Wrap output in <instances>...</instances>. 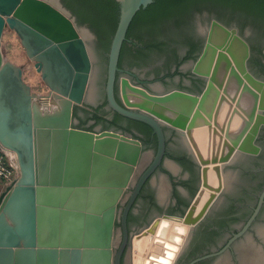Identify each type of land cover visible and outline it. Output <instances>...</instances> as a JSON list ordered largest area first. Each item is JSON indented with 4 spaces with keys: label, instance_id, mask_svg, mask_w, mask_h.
Instances as JSON below:
<instances>
[{
    "label": "water",
    "instance_id": "1",
    "mask_svg": "<svg viewBox=\"0 0 264 264\" xmlns=\"http://www.w3.org/2000/svg\"><path fill=\"white\" fill-rule=\"evenodd\" d=\"M117 1L120 17L108 52V101L117 112L149 123L159 142L137 190L165 154L164 127L179 131L193 145L201 165L202 185L185 213L158 215L134 236L136 262L141 251L143 255L149 251L150 242L143 250L137 245L143 232H153L161 220L170 218L189 224V236L174 264L223 189L194 214L202 187L208 185L207 165L217 164L221 174L234 155L248 150L244 135L256 119L250 133L255 139L263 118H256L255 110L264 109V80L249 71V44L238 28L213 19L205 46L192 66L194 74L206 79L200 93L178 88L153 92L122 75L118 101L115 84L123 41L137 11L154 0ZM6 29L19 36L49 88L47 95L33 91L24 78V66L5 55ZM93 35L61 0H0V145L15 153L19 164L18 179L0 199V264H115V259L119 264L114 249L118 205L149 153L139 138L102 129V123L99 130L77 126L80 120L74 117V109L83 105L93 76L88 43ZM92 45L99 53L97 45ZM138 67L151 73L145 65ZM237 96H253L254 105L246 112L249 120L244 128L240 125L232 131L233 117H242ZM224 105L229 106L230 115L221 123ZM206 127L217 135L216 150L209 158L197 150L195 140V130Z\"/></svg>",
    "mask_w": 264,
    "mask_h": 264
},
{
    "label": "flooded vegetation",
    "instance_id": "2",
    "mask_svg": "<svg viewBox=\"0 0 264 264\" xmlns=\"http://www.w3.org/2000/svg\"><path fill=\"white\" fill-rule=\"evenodd\" d=\"M208 14L204 12L198 15L191 29V40L199 45L195 58H189L179 64L173 63L170 67H167L161 59L151 60L145 65L151 70L148 75L141 73L138 67L140 65H132L131 55L126 53L117 72L115 84L117 100L120 101L119 86L122 75H128L153 92H159L156 87L160 86L166 91L178 88L200 93L206 85V79L194 74L192 66L205 46L212 21L215 19H209ZM228 26L238 28L239 34L248 42L250 48L247 59L248 69L255 77L264 80V28L258 30L248 25L241 30L234 24ZM88 43L93 53V76L83 105L76 106L77 117L79 120L86 118V111H94L96 107L106 102L104 109L107 111V116L112 118L116 110L109 104L106 85L102 87L100 84V80L107 76V63L103 61L97 50L96 54L93 51L92 44L97 45L95 33L88 38ZM183 55L184 53L181 54ZM99 93L101 96H97ZM237 100L243 118L241 128H244L245 120H249L245 112L253 110L254 98L237 96ZM255 111L256 118L257 115H262L263 118L260 117L254 141L250 133L256 119L244 135V138L248 136L245 140L248 150L234 155L224 167L223 174L226 181L223 189L204 219L194 227L176 264H190L198 257L209 254L212 255L193 264H248L246 259L251 252L260 253L264 257V196L261 202L264 193V109L258 106ZM92 123L94 122L89 120L81 124L80 120V125L77 126L94 130L96 126L90 128ZM121 123L126 125L127 121ZM110 129L134 136L133 132L115 126ZM163 132L165 154L138 190V182L153 162L159 142L156 147L155 138L158 141V137L155 133L149 140L142 134V138L137 137L143 142L144 151L149 155L141 161L136 178L125 190L118 205L114 249L115 258L119 255V264H133L132 244L136 232L148 226L156 216L163 213H185L202 185L201 165L193 145L173 128L164 127ZM171 153L174 156H171ZM183 154L190 159V167L178 158ZM6 191L7 188H0V199ZM253 215L255 217L252 219ZM236 234L240 235L234 238ZM232 238L234 239L231 241ZM225 247L226 249L222 251ZM249 248H252V251H249Z\"/></svg>",
    "mask_w": 264,
    "mask_h": 264
},
{
    "label": "trees",
    "instance_id": "3",
    "mask_svg": "<svg viewBox=\"0 0 264 264\" xmlns=\"http://www.w3.org/2000/svg\"><path fill=\"white\" fill-rule=\"evenodd\" d=\"M75 16L78 24L87 25L97 37V47L103 61L108 63V52L116 31L120 4L117 0H61ZM208 12L209 19L215 18L227 25H237L241 30L252 26L258 30L264 28V0H154L140 8L133 17L123 41L119 67L126 53L131 55V64L147 65L151 60L161 59L167 67L195 58L199 49L197 42L191 40V29L197 16ZM184 53L183 56L181 54ZM107 73V69H106ZM107 76L100 84L106 85ZM103 104L94 111H86V118H80L81 124L94 120L91 127L99 123L104 129L121 128L134 133L136 137L148 140L154 133L153 127L142 120L127 117L117 111L109 118ZM77 109L74 115L77 116ZM127 121L124 125L121 122ZM143 136H142V135ZM157 138L155 145L157 147ZM171 156H174L171 153ZM187 167L190 159L183 154L178 156Z\"/></svg>",
    "mask_w": 264,
    "mask_h": 264
},
{
    "label": "bare ground",
    "instance_id": "4",
    "mask_svg": "<svg viewBox=\"0 0 264 264\" xmlns=\"http://www.w3.org/2000/svg\"><path fill=\"white\" fill-rule=\"evenodd\" d=\"M249 98L251 99V97ZM244 105L245 104H243V106ZM229 115L230 108L228 105H224L220 115V121L222 120L221 123L226 120ZM242 119L243 118L239 115L233 117L232 131L238 129L240 125H242ZM195 138L198 145L197 150L206 158L211 157L217 147V135L214 134L213 130L207 127L196 129ZM216 165L217 164L213 163L207 165L208 185L202 187L203 191L201 199L195 207L194 214H197L201 210L211 195L214 196L218 194L219 188L223 186L226 181L225 175L223 173H218ZM189 229V224L180 222L175 218L161 220L153 232L145 231L141 234V238L137 242V245L140 248L139 250H143L147 243L150 242L149 251L147 255L141 254V251L134 264H172L175 255L180 251V248H182L189 236ZM185 232V238L184 240H181L180 237L182 234H185ZM249 251H252V248H249ZM246 261L248 264H264V257L260 253L256 254V252H251L248 253Z\"/></svg>",
    "mask_w": 264,
    "mask_h": 264
},
{
    "label": "rangeland",
    "instance_id": "5",
    "mask_svg": "<svg viewBox=\"0 0 264 264\" xmlns=\"http://www.w3.org/2000/svg\"><path fill=\"white\" fill-rule=\"evenodd\" d=\"M2 47H3V51L5 55L8 58L24 66V78L27 81V83L31 85L33 91L40 93L42 95H47L49 91L48 86L45 84V82L41 78L40 72H38L36 67L34 66V61H32L27 56L26 51L21 44V40L14 30H11V29L5 30V33L2 39ZM141 73L144 74L146 72H141ZM146 74L149 75L150 73H146ZM156 88H157V91L159 92L166 91L165 88L160 87V86H157ZM49 100H50V97H47V102H49ZM96 128H99V124L96 125ZM186 232L185 234H182V236L180 237L181 240H184ZM133 242H134V238H133ZM181 254L182 252L179 253L174 264H176ZM134 262L135 260H134V254H133V264Z\"/></svg>",
    "mask_w": 264,
    "mask_h": 264
},
{
    "label": "built area",
    "instance_id": "6",
    "mask_svg": "<svg viewBox=\"0 0 264 264\" xmlns=\"http://www.w3.org/2000/svg\"><path fill=\"white\" fill-rule=\"evenodd\" d=\"M19 177V164L14 152L0 145V188L12 186Z\"/></svg>",
    "mask_w": 264,
    "mask_h": 264
},
{
    "label": "crops",
    "instance_id": "7",
    "mask_svg": "<svg viewBox=\"0 0 264 264\" xmlns=\"http://www.w3.org/2000/svg\"><path fill=\"white\" fill-rule=\"evenodd\" d=\"M222 121V120H221ZM94 130H99V128H95Z\"/></svg>",
    "mask_w": 264,
    "mask_h": 264
}]
</instances>
